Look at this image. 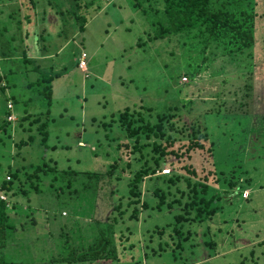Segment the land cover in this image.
Segmentation results:
<instances>
[{
  "label": "rangeland",
  "instance_id": "1",
  "mask_svg": "<svg viewBox=\"0 0 264 264\" xmlns=\"http://www.w3.org/2000/svg\"><path fill=\"white\" fill-rule=\"evenodd\" d=\"M91 1L86 21H79L69 12L70 0H0V83H6L0 91V177L44 160L58 169L41 181L40 192L11 195L12 204L21 208L16 214L10 208L17 229L2 250L6 264H69L55 258L86 247L98 223L105 225L118 206H126L127 173L133 167L121 181L116 179L120 169L107 172L115 159L126 163L124 150L117 149L118 138L126 134L105 123L128 106L149 108L153 122L158 114L172 115L178 130L168 134L179 143L193 136L204 142L206 133V149L194 152L188 162L199 177L210 171L224 176L222 170L230 176L236 166L242 188L212 183L210 194L219 197L221 212L205 223L208 227L198 228L181 252L171 247L168 229L162 237H151L172 216L149 208L138 221L121 226L130 224L136 232L126 243L136 244L135 249L117 263L97 264H264V0H241L256 14L255 45L231 55L213 43L206 65L201 54L192 52V63L202 64L192 79L184 73L190 56L173 39L149 36L153 28L134 6L136 0H85ZM24 50L30 61L23 60ZM57 73L49 105L31 84ZM247 83L255 87L251 98L242 96ZM242 100L250 102L238 108ZM10 102L16 119L4 126ZM47 110L43 142L39 125ZM84 171L103 175L89 182ZM167 172L168 167L158 174ZM85 183L90 188L84 189ZM141 184L142 197L151 201L154 187H164L159 178L147 177ZM210 238L216 241L213 248L204 244ZM161 245L166 250L152 253Z\"/></svg>",
  "mask_w": 264,
  "mask_h": 264
},
{
  "label": "trees",
  "instance_id": "2",
  "mask_svg": "<svg viewBox=\"0 0 264 264\" xmlns=\"http://www.w3.org/2000/svg\"><path fill=\"white\" fill-rule=\"evenodd\" d=\"M70 1L69 12L73 13L79 21H86L84 12L88 10L92 1L89 3L85 0ZM156 2H160L159 7L154 6ZM241 3V0H136L134 6H139L149 20L153 28V33L149 32L152 39H173L176 44L180 45L182 52L190 56L187 57L188 68L184 73L192 79L202 64H193L191 58L195 54H201L202 61L206 65L210 59L209 51L214 53L213 43L222 45L225 51L231 55L243 53L255 45L256 14L253 9H246ZM81 26L84 28V24ZM192 52L198 53L191 54ZM22 56L24 61H30L25 50ZM60 74H46L31 84L37 87L39 96L46 99L49 105L53 95L52 82ZM0 80H2L1 76ZM5 85L6 83L4 85L0 83V91L6 89ZM246 88L248 91L242 96L251 98L254 95L255 87L252 83H247ZM249 102V100H242L237 106L239 105L238 108H241L247 106ZM214 103L216 104V102ZM132 108L126 107L105 123L106 127H114L126 134V138H118L117 146V149L124 150L121 159L126 163L120 164L115 159L109 165L107 172L113 174L120 169L116 179L121 181L125 171L133 167L127 173L130 178L126 184L127 204L123 209L118 206L116 208L118 213L105 225L98 223L101 226L86 247L73 249V252L67 257L55 258L58 261L61 260L69 264H84L86 262L97 264L102 261L117 263L121 260V256H125L127 251H132L136 247L134 243H130V247L126 246V243L131 240L130 236L136 232L132 230L130 224L121 227L122 224L127 220L138 221L143 211L148 212L149 208L160 213L165 209L172 216V220L164 223L160 228L156 224L157 227L153 229L151 237L154 238L156 235L162 237L168 229L167 235H170L173 240L172 242L162 240L161 243H166L167 247L172 244L171 247L175 251L182 250L190 238H194L200 233L198 228H203L205 223L210 222V219L213 220L221 212L222 206L218 204L219 197L210 194L212 183L227 185L229 188L236 185L242 188V181L238 180L241 176L236 174V166L231 168L230 176H226L224 170L221 171L224 176L216 175L217 173L210 171L209 173L212 175L210 178L209 174L199 177L196 168L188 162L192 159L194 152L205 148V141L208 140L206 133L204 142L200 141V137L193 136L189 142L179 143L176 139L170 138L168 134L169 130H178L175 122L170 120L172 115L158 114L157 121L153 122L152 115L146 113V111H150L149 108ZM12 111L6 106L4 126L10 124L8 115ZM43 115L45 120L42 119L39 130L43 132L42 141L45 142L48 137L49 110L42 113V118ZM0 128L2 127L0 126ZM211 149L210 146L207 151L210 152ZM167 167V173L158 174ZM57 170L55 165L44 160L27 171L24 170V167L9 169L3 177H0V192L6 195L5 200L0 198V264L7 263L2 250L8 245L7 239L10 232L17 229L10 208L17 209L14 214L21 208V206L17 207L15 203L12 204L11 195L29 196L33 192H40L41 181L45 176H51L49 174L57 172ZM65 173L76 172L73 170L65 171ZM84 173H86L89 182L98 180L100 175H103L100 171H84ZM147 177L150 181L159 178L164 183V187L157 185L154 187L152 201L142 197L141 183ZM53 178L56 179V176ZM195 178L197 180H193ZM246 179L251 180L248 176ZM182 182L186 183V188L180 186ZM83 188H90L89 184L85 183ZM229 188L225 189L229 190ZM248 199L250 198L248 197ZM175 207L181 208L182 212L176 213ZM262 243L264 240L260 245ZM196 244L200 245V242L197 241ZM204 244L213 248L216 241L210 238L204 241ZM163 250H166L165 246H157L154 247L152 253H161ZM239 264H244V260H241Z\"/></svg>",
  "mask_w": 264,
  "mask_h": 264
},
{
  "label": "built area",
  "instance_id": "3",
  "mask_svg": "<svg viewBox=\"0 0 264 264\" xmlns=\"http://www.w3.org/2000/svg\"><path fill=\"white\" fill-rule=\"evenodd\" d=\"M85 57H86V54L85 53H83L82 54V60H81V64L82 65H85ZM184 79H186L185 77H184ZM12 106H13V104L10 102L9 104H8V108H12ZM15 119H16V116L14 115V113H13V111L8 115V120L9 121H15ZM0 198L1 199H6V195L5 194H3V193H1L0 192Z\"/></svg>",
  "mask_w": 264,
  "mask_h": 264
}]
</instances>
